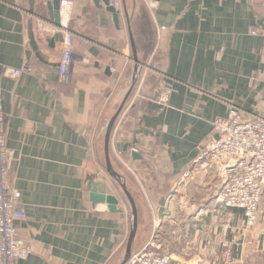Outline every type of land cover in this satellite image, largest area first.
<instances>
[{
    "label": "crops",
    "instance_id": "obj_1",
    "mask_svg": "<svg viewBox=\"0 0 264 264\" xmlns=\"http://www.w3.org/2000/svg\"><path fill=\"white\" fill-rule=\"evenodd\" d=\"M66 1L61 25L73 36L74 59L62 85V35L45 1L0 0V63L31 67L0 82L14 151L8 182L25 214L14 226L31 248L23 264L121 262L123 214L91 203L87 186L96 182L123 210L103 142L135 74L109 140L111 165L137 208L132 254L150 238L173 264H264V202L245 228L242 210L214 202L223 186L216 170L197 172L167 204L230 104L264 114V0H119L118 25L101 0ZM117 144L129 147L119 153Z\"/></svg>",
    "mask_w": 264,
    "mask_h": 264
},
{
    "label": "built area",
    "instance_id": "obj_2",
    "mask_svg": "<svg viewBox=\"0 0 264 264\" xmlns=\"http://www.w3.org/2000/svg\"><path fill=\"white\" fill-rule=\"evenodd\" d=\"M117 8L119 0H109ZM71 2L60 1V13L70 10ZM62 51L58 64V81L66 85L71 79L73 66V36L63 23ZM253 34H255L253 32ZM264 35V31H263ZM22 73H31L28 62L20 68H10L0 63V82L4 77L15 79ZM169 92H165L168 95ZM8 117L3 111L0 84V264H23L31 254L28 244L18 239L15 221L25 219L20 194L8 182V174L14 161V151L6 144ZM190 167V166H189ZM207 169L216 170L223 179V186L214 202L219 208L242 210L245 228H251L258 219L261 199L264 195V114L250 115L230 104L224 118H216L208 141L191 167L174 184L167 197V204L175 200L178 191L187 187L195 174ZM137 254L131 255L127 264H173L168 255H157L152 242ZM224 254L230 253V244H222ZM185 264H211L205 260H188ZM180 264H184L180 262Z\"/></svg>",
    "mask_w": 264,
    "mask_h": 264
},
{
    "label": "water",
    "instance_id": "obj_3",
    "mask_svg": "<svg viewBox=\"0 0 264 264\" xmlns=\"http://www.w3.org/2000/svg\"><path fill=\"white\" fill-rule=\"evenodd\" d=\"M34 1H41V0H34ZM45 1V7L46 10L48 12V16L50 21L52 22L54 28L60 30L61 29V13H60V0H44ZM102 3L104 4V6L106 7V10L108 12H110L113 15V22L118 25L119 22V18H118V11L117 8H114L112 6H110V2L109 0H101ZM60 37L59 34L54 35V39H58ZM131 47L133 52L134 51V45L131 42ZM135 59V58H134ZM135 63L138 64L137 59H135ZM136 82V74L133 76L132 82H131V86L130 89L124 99L123 104L121 105V107L116 111V113L112 116V118L110 119V121L108 122V124L106 125V129H105V136H104V168L106 173L108 174V176L110 178H112L117 185L119 186V188L121 189V191L123 192L129 208H130V218H131V227H130V232L126 241V245L124 248V252H123V256L121 259V262L119 264H127L128 260L130 259L131 255H132V246H133V242L134 239L136 237V233H137V229H138V213H137V208H136V204L126 186V184L124 183L123 179L114 171L112 165H111V161H110V156H109V140H110V135L113 129V126L123 108V105L127 99V97L129 96V94L131 93L134 85ZM128 145L127 144H117L115 145V149L117 152L121 153V152H126L128 149ZM131 157L133 160H137L140 159V156L135 152L132 151L131 153ZM87 190L89 192V201L93 204H103L106 205V207L108 208V210H110L111 212H120V204H119V200L116 196L111 195V194H101L97 192V188H96V182L91 181L89 183V185L87 186Z\"/></svg>",
    "mask_w": 264,
    "mask_h": 264
},
{
    "label": "rangeland",
    "instance_id": "obj_4",
    "mask_svg": "<svg viewBox=\"0 0 264 264\" xmlns=\"http://www.w3.org/2000/svg\"><path fill=\"white\" fill-rule=\"evenodd\" d=\"M110 161H111V157H110ZM136 176V175H135ZM182 176V175H181ZM181 176H180V178H181ZM180 178L177 180V182L180 180ZM132 179V178H131ZM131 179H129V180H131ZM176 182V183H177ZM222 182H223V179H222ZM114 188H113V190H114V192L116 193V195H118L119 196V198L121 199V201H122V204H123V210H122V208H121V211L119 212V213H121V214H123L122 216H123V218H124V222H125V224H126V226H125V229H124V234H123V239H122V244H121V248H120V250H119V254H118V257H117V259H121L122 258V255H123V252H124V248H125V245H126V241H127V238H128V235H129V232H130V227H131V218H130V208H129V205H128V203L126 202V200H125V198H124V195L122 194V192H121V190L119 189V187H116V185H114L113 186ZM221 190V189H220ZM176 200V199H175ZM264 202V197H262V199H261V202H260V207L259 208H261L262 209V203ZM263 206H264V204H263ZM228 209V208H227ZM225 210H226V208H225ZM149 240H148V242L146 243V245L144 246V248L148 245V244H150L151 243V241H150V238H148ZM152 242H153V244L156 246V248L158 249L159 248V245L157 244V242L156 241H154V239L152 240ZM222 246V245H221ZM141 251V250H140ZM140 251H138V252H140ZM160 250L158 249V251H156L155 253L157 254V255H168V254H163V253H161V252H159ZM138 252H136V253H134V254H137ZM134 254H132V255H134ZM168 256H170V255H168ZM171 257V256H170ZM211 263V262H210ZM212 264V263H211Z\"/></svg>",
    "mask_w": 264,
    "mask_h": 264
},
{
    "label": "bare ground",
    "instance_id": "obj_5",
    "mask_svg": "<svg viewBox=\"0 0 264 264\" xmlns=\"http://www.w3.org/2000/svg\"><path fill=\"white\" fill-rule=\"evenodd\" d=\"M62 15L65 16V19L67 18V17H66V12H63ZM65 22H66V21H65Z\"/></svg>",
    "mask_w": 264,
    "mask_h": 264
},
{
    "label": "trees",
    "instance_id": "obj_6",
    "mask_svg": "<svg viewBox=\"0 0 264 264\" xmlns=\"http://www.w3.org/2000/svg\"><path fill=\"white\" fill-rule=\"evenodd\" d=\"M124 153V152H123Z\"/></svg>",
    "mask_w": 264,
    "mask_h": 264
}]
</instances>
